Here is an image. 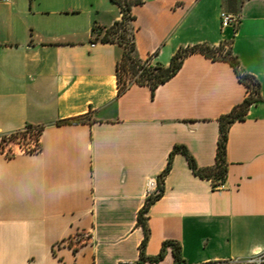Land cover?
<instances>
[{"label":"crops","instance_id":"0c3cea01","mask_svg":"<svg viewBox=\"0 0 264 264\" xmlns=\"http://www.w3.org/2000/svg\"><path fill=\"white\" fill-rule=\"evenodd\" d=\"M132 13L142 60L168 66L181 48L226 44L262 99L230 127L224 188L174 156L145 254L174 241L185 264L252 259L264 251V0H143ZM222 13L238 23L224 27ZM120 18L110 0L0 1V138L42 127L38 152L0 145V264L174 263L171 247L160 263L140 258L148 183L176 145L214 166L219 118L249 92L228 61L195 53L154 95L133 84L119 96L123 48L92 29Z\"/></svg>","mask_w":264,"mask_h":264},{"label":"trees","instance_id":"16d2710c","mask_svg":"<svg viewBox=\"0 0 264 264\" xmlns=\"http://www.w3.org/2000/svg\"><path fill=\"white\" fill-rule=\"evenodd\" d=\"M120 8L121 18L116 21L111 27L101 28L95 25L92 29L94 34V40L101 43H118L123 48V54L120 61L116 65V77L118 84V95L124 94L131 85H147L151 88L152 94L161 85L173 78L181 69L184 60L195 53L205 55L212 60H224L228 61L236 72V75L240 82L244 83L248 89L249 95L244 101L234 107V109L219 118V139L217 145L216 162L215 165L209 168H200L195 158L190 154L188 149L184 145H176L170 153L167 167L157 179V191L149 195L144 208L138 215V225L142 227L144 231V239L140 245V258L142 261H150L154 263H160L164 261L166 257V250L168 247L172 248L174 257L173 264H185L181 254V246L174 241H166L158 256L147 257L145 254V248L149 240V227L147 225L146 213L150 206L159 200L165 190L164 180L172 168L173 158L176 154H183L188 160V164L196 176L202 179L211 181L212 188L217 190L221 185L225 183L228 173L227 162V143L229 139V131L232 124L236 121L245 120L250 107L253 104L261 101L260 95V83L252 75L245 73L240 67L238 58L232 53V50L226 44H221L218 47L210 46L206 43L196 44L186 48L179 49L168 66H164L160 63L155 65L148 60H142L137 53L135 35L132 29V21L135 19L132 8L136 5H141L143 0H110ZM86 116L77 117L67 122H84ZM42 127L28 126L24 131L9 135L8 141L17 143L15 139L26 137L27 135H34V142H29L28 147L24 150L28 153H35L40 151V134ZM6 137V136H4ZM3 141L5 139H2ZM11 156L9 153L7 154ZM207 264H238L233 262H211Z\"/></svg>","mask_w":264,"mask_h":264},{"label":"built area","instance_id":"2783aa9c","mask_svg":"<svg viewBox=\"0 0 264 264\" xmlns=\"http://www.w3.org/2000/svg\"><path fill=\"white\" fill-rule=\"evenodd\" d=\"M6 3H10L11 0H0ZM221 20H222V25L224 27L230 26V25H236L238 23V18L232 14L228 13H222L221 14ZM157 180H151L148 183V195H152L157 191ZM224 188L223 185L220 186L219 189ZM243 262V261H242ZM245 262H255V264H264V251H258L255 255L254 258L249 259ZM233 263H238L240 264L241 262H233Z\"/></svg>","mask_w":264,"mask_h":264},{"label":"rangeland","instance_id":"374dc122","mask_svg":"<svg viewBox=\"0 0 264 264\" xmlns=\"http://www.w3.org/2000/svg\"><path fill=\"white\" fill-rule=\"evenodd\" d=\"M9 136H6V137H1L0 138V145H1V150L3 151H7V152H10L12 151L13 149H22V150H25L27 147H28V143L30 142H34L35 140V136L34 135H27L26 134V137H22V138H17L15 139V141L17 143H13V142H10L8 141V138ZM2 139H5L4 141ZM240 264H255V262H241Z\"/></svg>","mask_w":264,"mask_h":264}]
</instances>
